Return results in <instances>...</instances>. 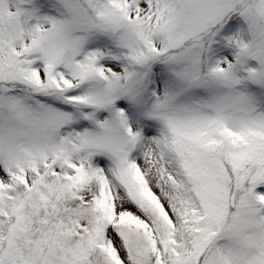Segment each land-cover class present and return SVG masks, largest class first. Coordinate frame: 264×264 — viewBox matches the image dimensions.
Wrapping results in <instances>:
<instances>
[{
  "label": "snow or ice",
  "instance_id": "snow-or-ice-1",
  "mask_svg": "<svg viewBox=\"0 0 264 264\" xmlns=\"http://www.w3.org/2000/svg\"><path fill=\"white\" fill-rule=\"evenodd\" d=\"M0 264H264V0H0Z\"/></svg>",
  "mask_w": 264,
  "mask_h": 264
}]
</instances>
